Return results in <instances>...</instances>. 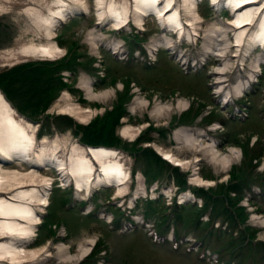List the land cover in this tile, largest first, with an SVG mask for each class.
I'll list each match as a JSON object with an SVG mask.
<instances>
[{"label":"rangeland","instance_id":"1","mask_svg":"<svg viewBox=\"0 0 264 264\" xmlns=\"http://www.w3.org/2000/svg\"><path fill=\"white\" fill-rule=\"evenodd\" d=\"M54 3L0 0V81L13 102L0 91L19 115L37 122L32 124L37 126L38 141L58 139L65 142L66 150L74 143L83 144L72 121L87 126L121 108L124 113L114 135L110 133L103 141L115 144L106 147L121 152L131 175L122 194H117L115 186L104 185L94 187L91 194H77L72 181L56 169H39L52 182L50 203L39 210L41 222L27 248L46 245L51 249L66 243L73 252L85 237H96L90 254L76 264H264V225L253 218H264V63L245 93L224 104L222 96L215 93L212 73L223 62L211 54L204 57L209 28L230 21L234 16L230 8L216 10L210 0L200 1L202 22L196 24L197 30L190 26L194 34L190 38L166 30L153 14L145 16L140 27L132 13V21L117 30L110 18L100 19L98 1L87 0L56 29L53 41L63 50L61 57L19 54L24 45L50 41L27 10L47 14V7H55ZM182 18L186 22L191 17L182 11ZM92 30L102 36L98 48L90 40ZM237 31L228 32L231 43L236 42ZM166 35L175 42L173 48L152 53L153 40ZM118 41L121 55L112 49ZM237 48L229 47L227 55L235 54ZM262 50L257 45L254 52L241 59L244 74L249 75L253 60ZM234 59L237 57L230 61ZM18 67L26 68L25 79L15 83L16 79L7 77L3 83V76ZM236 73L229 75L232 82ZM84 76L92 79L95 92L118 89L105 102L91 100L82 86ZM137 98L147 99L148 106L132 112ZM179 98L191 101L187 109H175L163 117L151 114L158 103ZM67 103H77L95 113L82 123L59 112ZM143 124L135 138L121 133L126 125ZM214 126L216 129H211ZM181 127L206 130L216 140L217 149L225 152L238 147L241 158L227 171H216L203 154H192L181 147L174 136ZM144 146L156 155L151 149V155L140 154ZM156 146L188 162L178 166L163 161ZM7 165L5 168L15 169L13 164ZM23 165V172L29 171L28 164ZM176 166L182 175L174 169ZM224 203L237 214V223L230 222L235 225L232 228ZM214 215L218 219L212 224Z\"/></svg>","mask_w":264,"mask_h":264},{"label":"bare ground","instance_id":"2","mask_svg":"<svg viewBox=\"0 0 264 264\" xmlns=\"http://www.w3.org/2000/svg\"><path fill=\"white\" fill-rule=\"evenodd\" d=\"M97 1L100 19L110 18L117 30L124 28L132 21V13L135 14L133 20L136 25L143 27L144 17L153 14L166 30L175 32L179 37L188 35L193 38L194 34L190 26L197 30L196 24L202 22L198 10V4L202 0ZM86 2L87 0H55V7H47V14L28 9L27 11L34 17L38 26L44 28L46 37L50 41L24 45L18 53L49 59L61 57L64 52L53 41L56 29L78 9L79 5L82 6ZM210 3L216 7V10L230 8L234 15L227 23H221L219 28L216 24L209 28L208 37L204 40L206 50L204 57L211 54L223 62L215 66L212 73L215 75V93L222 96V103L228 104L235 97L245 93L250 84L255 81L254 78L259 75L261 65L264 63V0H210ZM182 11L191 17L186 22L182 18ZM232 30H238L235 33L236 42L233 43L228 37V32ZM89 34L91 42L98 48L97 43L102 36L95 34L93 30ZM153 41L152 53L159 52L160 48L172 49L175 45V42L167 35L163 39ZM120 43L118 41L112 45L113 52L119 54L122 51ZM245 45L247 47L243 49ZM257 45L263 48V52L257 54L256 62L254 59L249 75H246L242 72L243 62L241 64L239 62L242 58L244 60L247 54L254 52ZM231 46L238 47L236 53L227 55L226 51ZM242 52H245L244 57ZM234 57L237 59L231 62L230 60ZM234 72H237L236 80L232 82L229 75ZM92 83V79L83 77L82 86L91 100L105 102L114 96L118 89V87L116 90L108 88L95 92ZM190 102L186 98H179L176 102L158 103L151 114L155 117H163L175 109H187ZM148 103L147 99L137 98L133 101L131 111L146 109ZM59 112L70 114L82 123L89 121L95 113L93 109L82 107L77 103H67L60 108ZM144 126V124L126 125L121 129V133L132 139L141 133ZM36 127L19 115L0 91V263L76 264L90 254L97 240L96 237H85L77 244L73 252L66 243H58L51 249H48L46 245L33 250L27 248L41 222L39 210L50 203L52 182L39 169H50V167L56 169L59 175L66 176L67 180L72 181L77 194L80 192L91 194L94 187L103 185L115 186L117 194H122L131 172L125 167L121 160V152L117 149L74 143L66 150L65 142L62 143L58 139L53 142L47 138L38 141ZM174 136L184 150L191 151L192 154L201 153L207 157L218 172L227 171L242 155L238 147H230L228 151L221 152L216 147V140L202 128L181 127L175 131ZM204 141L207 145L203 144ZM156 149L163 158L171 160L173 164L182 166L188 162L169 149L161 146H156ZM23 163L28 164L29 171L23 172L25 170ZM7 164H13L12 167L15 169L5 168ZM196 180L197 178H194V181ZM253 218L264 225V218L261 216L254 215ZM53 259L52 263H48Z\"/></svg>","mask_w":264,"mask_h":264},{"label":"trees","instance_id":"3","mask_svg":"<svg viewBox=\"0 0 264 264\" xmlns=\"http://www.w3.org/2000/svg\"><path fill=\"white\" fill-rule=\"evenodd\" d=\"M26 74V68L23 67H18L15 70H12L11 72L8 73V76H6L7 74H5L3 76V83L7 80V77H9V79H16V81H14L15 83L19 82L21 78L25 79V75ZM18 77V78H17ZM1 82V81H0ZM25 82V80H24ZM46 82H48V80L46 79ZM38 83V82H37ZM0 88L4 91V93L6 94L7 98L13 102L12 97L8 94L7 90L4 88L2 82L0 83ZM36 94V93H35ZM35 98V95H34ZM43 100L40 101V103H42ZM120 110L122 112H120ZM124 111L117 107L115 110H113L112 112L106 113L103 117L101 118H96L95 120H93L91 123H89L87 126H82L81 124H78L77 122L72 121V125L75 128V132L77 134H81L82 137L80 139V141L83 144L89 145V146H99V145H103V146H115V144L113 142H109V140L103 141L105 140L107 137H109L110 133H114L115 131V126L117 125V123H119V119L120 117H122ZM99 135H96V134ZM102 138H101V135ZM114 135V134H113ZM103 136H105V138H103ZM99 139V141L96 140ZM151 149V154H155L154 150H152V148H148V147H142L140 150V154H145L146 155H151L149 150ZM139 154V153H138ZM156 155V154H155ZM159 159L160 156H157ZM163 161L165 159H162ZM178 173H179V167L176 166V168H174ZM181 174V173H179ZM182 175V174H181ZM186 183V181H185ZM225 206V210L226 213L228 214V221L229 224L228 226H230L231 228L233 226H235L234 224L232 225L230 222L232 223H237V214L235 213V211L228 205H226L224 203ZM218 219V215H214L212 217V224ZM231 219V221L229 220ZM239 226V223H238Z\"/></svg>","mask_w":264,"mask_h":264},{"label":"water","instance_id":"4","mask_svg":"<svg viewBox=\"0 0 264 264\" xmlns=\"http://www.w3.org/2000/svg\"><path fill=\"white\" fill-rule=\"evenodd\" d=\"M7 100H8V99H7ZM8 101H9V100H8ZM32 123H35V124H36L37 122H35V121H32Z\"/></svg>","mask_w":264,"mask_h":264}]
</instances>
